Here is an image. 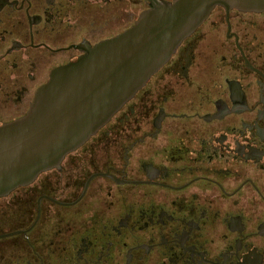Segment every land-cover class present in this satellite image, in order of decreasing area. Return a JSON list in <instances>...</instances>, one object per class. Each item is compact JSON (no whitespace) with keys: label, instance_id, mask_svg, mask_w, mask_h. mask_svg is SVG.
<instances>
[{"label":"flooded vegetation","instance_id":"1","mask_svg":"<svg viewBox=\"0 0 264 264\" xmlns=\"http://www.w3.org/2000/svg\"><path fill=\"white\" fill-rule=\"evenodd\" d=\"M171 1L0 0V126ZM0 264H264V12L215 7L59 168L0 197Z\"/></svg>","mask_w":264,"mask_h":264},{"label":"water","instance_id":"2","mask_svg":"<svg viewBox=\"0 0 264 264\" xmlns=\"http://www.w3.org/2000/svg\"><path fill=\"white\" fill-rule=\"evenodd\" d=\"M264 12V0L154 3L121 35L56 68L27 113L0 126V197L59 168L164 66L212 10Z\"/></svg>","mask_w":264,"mask_h":264}]
</instances>
